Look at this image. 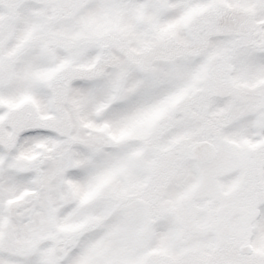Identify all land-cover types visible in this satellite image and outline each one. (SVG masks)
<instances>
[{
  "label": "snow or ice",
  "instance_id": "6c2138e0",
  "mask_svg": "<svg viewBox=\"0 0 264 264\" xmlns=\"http://www.w3.org/2000/svg\"><path fill=\"white\" fill-rule=\"evenodd\" d=\"M0 264H264V0H0Z\"/></svg>",
  "mask_w": 264,
  "mask_h": 264
}]
</instances>
